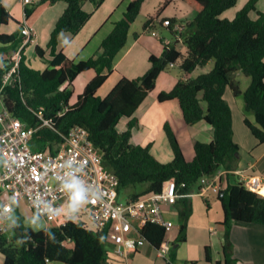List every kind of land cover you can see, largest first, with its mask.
Instances as JSON below:
<instances>
[{"label":"trees","instance_id":"1","mask_svg":"<svg viewBox=\"0 0 264 264\" xmlns=\"http://www.w3.org/2000/svg\"><path fill=\"white\" fill-rule=\"evenodd\" d=\"M58 1H65L67 8L51 33L49 65L44 69L31 66L26 61L24 47L18 72L13 74L18 79L5 86L2 96L4 106L15 116L39 128L32 139L33 149L53 150L66 141L71 128L78 124L89 129L107 169L118 175L121 194L126 192L127 196L140 197L158 192L168 179L174 177L181 192L186 194L176 204L179 218L177 242L187 240L193 212V199L188 194L200 189L203 176H211L224 169L227 171L222 182L224 192L221 190L219 193L225 213L222 222L226 227L224 257L214 260L208 245L206 258L214 264H240L234 256L231 239L233 223L264 224V195L247 188L242 182H231V173L238 169L240 145L234 139V114L225 93L229 87L236 97L243 95L244 121L259 142L264 143V10L258 7L260 0H248L233 18L223 14L236 6L239 0H184L196 14L184 24L183 30L174 29L177 24L175 17H166L162 23L169 20L167 26L183 39L186 49L182 50L177 42L163 38L164 51L160 56H150V68L137 78L123 76L105 97L98 91L113 72L117 55L127 44L130 29L146 0H130L123 17L103 40L99 53L79 61L59 49V36L65 31L77 34L90 20L94 12L84 8L85 2H93L97 9L106 0H39L26 8V15L30 16L40 3ZM171 1L166 0L162 4L157 17ZM13 19L4 1L0 0V78L14 65L12 55L25 40L20 31H2V26ZM154 20L155 16H150L144 29L151 28ZM138 36L136 33L135 37ZM36 50L45 57L47 49L38 45ZM211 61H214V67L210 71L195 78H181L171 90L159 94L162 102L180 101L188 125L205 119L214 127L212 141L194 142L195 156L192 160L187 158L169 122L165 123V131L174 153L170 162L160 161L151 151L150 144L132 142L133 128L139 125L136 118L128 122L125 130H120L121 120L136 113L169 65L179 64L187 74H191ZM90 69H95L97 75L72 104L74 80ZM239 72L251 77L246 89L242 88ZM251 114L255 119L250 118ZM45 119L50 120L51 125H43ZM15 215L13 233L6 232L0 236L3 264L109 263L106 230H99L83 220L34 229L25 224V216L18 203L13 204ZM168 231L160 224L148 223L143 234L154 247H160L167 240Z\"/></svg>","mask_w":264,"mask_h":264},{"label":"crops","instance_id":"2","mask_svg":"<svg viewBox=\"0 0 264 264\" xmlns=\"http://www.w3.org/2000/svg\"><path fill=\"white\" fill-rule=\"evenodd\" d=\"M3 1L14 16L16 23H21V25L29 24L35 28L36 35L34 40L25 47L24 53L26 61L31 66H41L38 69H44L48 64L42 68L43 65L39 60H37L36 63H32V61H29L30 55L26 54L27 50L31 49L29 48L31 44L36 45V47L39 45L47 49L44 58L38 54L36 47L34 52L43 62L48 61L47 59H49L50 56L48 43L51 38V33L59 17L67 8V3L65 1L40 3L36 6L33 13L27 16L26 8L39 2V0H32L31 3H25L24 0ZM129 1L130 0H106L97 9L90 3L88 5L86 4L84 8L94 12L92 17L77 34L68 31L62 32L59 36V49L63 50L70 58L76 61L88 59L98 54L105 37L113 30L115 23L123 17ZM163 1L164 0L145 1L140 15L130 29L127 44L117 55L113 72L98 91L100 96L105 97L108 95L123 76L129 78L142 76L151 66L150 56L152 54L162 55L164 44L162 40L159 39L158 34H151L149 30H144L142 26H144L148 18L157 10L158 5L156 4L158 3L162 6ZM247 1L248 0H245L238 9H241L244 6L243 4ZM148 3L149 5L152 3V6L146 10V5ZM258 7L264 10V0L259 1ZM229 11L230 9L227 10L225 14ZM195 14L193 8L184 0H172L157 18L162 17L165 19L166 17H175L178 23L182 22V24H185L188 20H191ZM225 14L223 15L225 16ZM255 15L256 13H253V16ZM11 22L4 30L9 33L16 31L21 32V27L18 26L16 29ZM153 25L154 23L152 26ZM165 27L168 26L165 25ZM170 31L173 32L171 28ZM136 33H139L138 37H135ZM175 38L176 40H168L177 42L178 48L185 50L186 45L183 39L176 35ZM213 67L214 61H211L206 66L197 69L191 74H187L179 64L169 65L160 74L155 89L141 104L136 113L131 118L127 117L121 120L119 124L120 130H125L128 122L136 118L139 125L133 128L132 142L142 145L150 144L151 151L160 161L170 162L174 158V153L165 131V123L169 122L177 133L187 158L192 160L195 156L194 142L196 140L205 142L212 141L214 138V127L205 119L193 125H188L185 121L180 101L178 99H172L162 102L159 100V94L162 91L171 90L181 78H195L201 73L210 71ZM96 75L97 71L95 69L80 73L73 82L74 93L79 96ZM238 77L242 85L243 75L241 72H239ZM247 87L242 86L243 89ZM225 97L233 109L234 139L240 145L238 169H247L248 172L256 173L264 179V143L262 144L259 142L244 122V104L241 106V95L236 97L232 89L227 88ZM77 99L78 97L76 101ZM224 184L226 186V183ZM262 192L264 193V189ZM194 196H196V194L192 196L193 212L189 220L187 240L183 243L176 242L174 247L179 250L177 251L176 249L172 259L181 258L182 260H189L191 264H193L195 260L197 261L195 264H214V262H210L206 258V246L209 245L211 251L213 248H216V253L213 256L214 260L223 259L224 255L223 252H221V248L224 243V234L226 230V227L222 223L225 218L223 206L219 195L216 193L211 192L208 197L200 195L202 199L204 197L207 200L208 208H204L201 202L195 201ZM169 213L175 220V223L176 219L178 222L177 230L173 234V236L176 234L175 238L177 240L179 235L178 212L169 211ZM175 227L176 224L170 230H173ZM192 234L195 235V243L191 241ZM231 239L234 245V256L238 257L240 264H264V224L236 221L233 223L231 229ZM144 247L146 252L154 256L156 255L154 250L155 247L148 242L137 252L130 254L129 258L127 257L128 259L122 256H120V258L129 261L131 255L137 254ZM155 261L157 262L158 260ZM51 264L60 263L53 262ZM110 264L124 263L121 260H117L115 262H110Z\"/></svg>","mask_w":264,"mask_h":264},{"label":"built area","instance_id":"3","mask_svg":"<svg viewBox=\"0 0 264 264\" xmlns=\"http://www.w3.org/2000/svg\"><path fill=\"white\" fill-rule=\"evenodd\" d=\"M183 28L184 24L178 22L174 27L178 31ZM21 32L25 40L12 55L14 65L0 78V236L8 231L13 204L24 200L34 213L52 223L49 226H62L88 215L99 230L107 231V243L117 245L116 254L127 258L149 242L143 234L148 223L160 224L168 230L175 226L169 211L176 212L179 198L186 194L172 177L158 192L128 196L124 200L118 175L107 169L89 129L83 125L73 126L66 141L53 150L33 149L32 139L39 128L15 116L2 100L5 86L18 79L13 74L18 72L22 49L36 35L29 24L22 25ZM49 124L51 121L45 119L43 125ZM234 172L247 188L263 194L264 179L260 175L240 168ZM226 175L227 171L220 169L211 176H203L200 189L188 195L208 197L211 192L220 193ZM73 177L90 193L88 201L75 211L70 208L71 192L64 188L65 182ZM172 248L167 240L156 247L159 256L168 261Z\"/></svg>","mask_w":264,"mask_h":264},{"label":"rangeland","instance_id":"4","mask_svg":"<svg viewBox=\"0 0 264 264\" xmlns=\"http://www.w3.org/2000/svg\"><path fill=\"white\" fill-rule=\"evenodd\" d=\"M166 0L163 1V3L165 2ZM245 0H239V3L234 6L232 9H230V11L228 13H224L225 16H230V17H235L236 15V12L239 10V6H241L242 3H244ZM91 4L92 6L94 5L93 2L91 1H87L85 2V5L86 4ZM145 3V2H144ZM158 5V8L157 10L155 11L154 14H152V16H155V20H154V25L151 26V28L147 29V31L149 30L151 34L153 35H156L158 34V37L160 40H162L163 38H165L166 40L168 39H172V40H176L175 38V35L173 34V32L170 31V28L168 27H165V25L162 23V20L163 18L159 17L157 18V15L158 13L160 12L161 10V5H159L158 3L156 4ZM244 5V4H243ZM152 6V3H149L146 5V10H148L150 7ZM94 8H95V5H94ZM195 16V15H194ZM164 17V16H163ZM14 27L17 29L18 26L22 28V25L21 23H16L15 22V19H13V21L11 22ZM10 24V23H9ZM9 24H6V25H3L2 26V31L4 32V28H6ZM18 24V25H17ZM142 28L144 29V26H142ZM145 30V29H144ZM69 32V31H68ZM165 36V37H164ZM36 45L34 44H31L29 45V50H27V55H30L29 57V61H32V63H36L37 60H39L40 63H42V68L44 66H46L47 64L49 65L48 61H42V59H40V57H38L36 55V53L34 52V49H35ZM49 58H51V55L49 56ZM35 65V64H34ZM34 67H37V68H40L41 66H34ZM251 83V77L249 76H245L243 75V79H242V86L243 87H247L249 84ZM229 88V87H228ZM78 97V94L74 93V96L72 97L71 99V103H74L76 101V98ZM238 97V96H237ZM240 102H241V106L244 104V98H243V95H241V99H240ZM243 110V108H242ZM250 118L253 120L255 119V116L253 114L249 115ZM245 122V121H244ZM263 144V143H262ZM252 173V172H251ZM200 195H197L194 196V200L197 201V202H201V204L203 205V207H207L208 208V205H207V200L203 197L200 196ZM127 194L126 192L122 194V198L125 200L127 198ZM18 205L20 207V212L25 216V224L27 226H31L33 227L34 229H41L43 227H46V226H49L51 225L52 223L47 221L46 219H44L43 217L37 215L36 213H34L28 206L27 202H25L24 200H21L18 202ZM14 217L16 218V215L15 216H12V218L10 219V223H9V228H8V233L12 234L13 233V226H14V223H15V220H14ZM83 221L87 222L89 225L91 226H96L90 219V217L88 215H85L83 218ZM177 227H178V222H177V219H176V227L173 229V230H169L168 231V234L167 235V241L170 242L171 244V247L172 250L170 251V253L168 254V258H169V261L167 259H165L164 257H161L159 256L158 254V251L157 249L154 248L155 252H156V255H151L150 253L146 252V249L145 247L140 251L138 252L137 254L135 255H131L130 256V260L127 261V259H121L120 256H118L116 254V248H117V245L111 241H109L107 244H106V247L108 249V251L110 252V257H109V261L110 262H115V261H123L124 264H168V262H170V264H191V262L189 260H182L181 258H178V259H175L173 258L172 259V256H173V253L176 252V249L177 251L179 250L178 248H175V244L177 242L176 240V234L175 236H173V234L176 232L177 230ZM226 232V230H225ZM171 234V235H170ZM224 238H225V234H224ZM174 241V242H173ZM191 241L195 243V235L192 234L191 236ZM185 242V241H184ZM180 243H183L180 242ZM218 250V248H217ZM180 252V251H179ZM221 252H223V245H222V248H221ZM181 253V252H180ZM216 253V248H213L212 249V255L214 256ZM158 254V255H157ZM238 258V257H237ZM3 254L0 252V264H3ZM155 260H158L157 262ZM196 261V260H195ZM56 263H60V264H68V263H65V262H62V261H55ZM110 262L108 264H110ZM156 262V263H155ZM203 264V263H202ZM213 264V263H212Z\"/></svg>","mask_w":264,"mask_h":264},{"label":"clouds","instance_id":"5","mask_svg":"<svg viewBox=\"0 0 264 264\" xmlns=\"http://www.w3.org/2000/svg\"><path fill=\"white\" fill-rule=\"evenodd\" d=\"M31 2H29V3H31ZM234 171L232 173H235ZM236 176H237V174H236ZM237 179H238V176H237ZM238 181L241 182L239 179H238ZM64 188L71 192L70 208L73 211L78 209L80 206H82L84 203H86L89 199L90 193H89L88 188L80 180L76 179L75 177H73L69 181L65 182ZM218 195H219V193H218ZM263 195H264V193H263Z\"/></svg>","mask_w":264,"mask_h":264},{"label":"water","instance_id":"6","mask_svg":"<svg viewBox=\"0 0 264 264\" xmlns=\"http://www.w3.org/2000/svg\"><path fill=\"white\" fill-rule=\"evenodd\" d=\"M230 177H231V182H232L233 184H238V183H239V181H238L237 176H236L235 173H231ZM223 192H224V190H222V193H223ZM18 228L20 229V231L23 230L22 227H21V225H18Z\"/></svg>","mask_w":264,"mask_h":264}]
</instances>
